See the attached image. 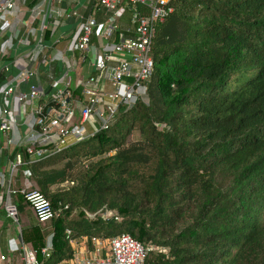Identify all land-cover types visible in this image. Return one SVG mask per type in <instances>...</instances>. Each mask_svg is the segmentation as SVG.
<instances>
[{
  "label": "trees",
  "instance_id": "obj_1",
  "mask_svg": "<svg viewBox=\"0 0 264 264\" xmlns=\"http://www.w3.org/2000/svg\"><path fill=\"white\" fill-rule=\"evenodd\" d=\"M171 7L155 25L146 98L45 159L29 161L22 148L4 153H22L30 189L59 212L39 223L22 183L13 187L23 241L43 264L69 261L83 237L122 233L158 247L144 264H264V0ZM97 10L100 23L106 13ZM134 10L149 14L142 4L126 6L112 41L133 37ZM53 95L40 100L42 115L56 107Z\"/></svg>",
  "mask_w": 264,
  "mask_h": 264
},
{
  "label": "built area",
  "instance_id": "obj_2",
  "mask_svg": "<svg viewBox=\"0 0 264 264\" xmlns=\"http://www.w3.org/2000/svg\"><path fill=\"white\" fill-rule=\"evenodd\" d=\"M57 1L38 0L29 8L28 0H0V159L11 148L24 149L29 161L45 159L86 139L87 123H96L93 134L107 129L122 105L132 107L147 96L146 83L153 72L155 25L172 13L173 0H95L105 10V23H98L94 17L79 18V34L66 51L57 49L65 38V33L59 32L61 22L54 7ZM137 4L144 5L149 14L134 10L133 37L120 43L112 41L126 6ZM24 8L28 10V21L19 18ZM52 18L55 21L51 22ZM48 32L51 45L46 40ZM77 54L79 58H90L96 74L72 84L71 65L56 77V65ZM42 67L44 72L40 71ZM42 75L46 86L40 80ZM108 85L112 87L110 91ZM71 87L81 91V99L74 98ZM47 90L54 91L56 107L42 115L39 104ZM5 161L7 169L0 171V207H4L16 232L8 239L7 253L0 250V264H43L22 239L12 201L16 194L13 187L22 183L20 192L39 223L58 218L59 212L42 193L30 189V171L23 169L26 162L22 153ZM67 234L71 232L67 230ZM85 238L87 247L75 250L63 264H144L151 252L159 250L154 245L142 246L127 233L112 238ZM51 251L49 237L41 251L43 259L49 258Z\"/></svg>",
  "mask_w": 264,
  "mask_h": 264
},
{
  "label": "crops",
  "instance_id": "obj_3",
  "mask_svg": "<svg viewBox=\"0 0 264 264\" xmlns=\"http://www.w3.org/2000/svg\"><path fill=\"white\" fill-rule=\"evenodd\" d=\"M54 7H55V11L58 12L57 19L61 22V28L59 32L65 33V38L62 42H60L57 49L61 51H66L69 50L75 38L79 34L78 31L79 18L98 17L97 4L95 0H58ZM27 11H28L27 8H24L19 14V18L24 21H28L29 15ZM8 20L13 21L12 18H8ZM53 21L55 20L52 18L51 22ZM99 21H101L100 24H103L105 23L106 18H103V20L101 19ZM48 44L51 45L52 42L50 41ZM79 56L80 55L77 54L74 59H72L73 57L71 56L70 58L66 59L65 62L63 63L64 69H67L69 68V66L73 65L74 72H72L71 75H73L74 79L72 84L75 83L77 84L84 78L96 74L93 66L90 63V58L88 57L79 58ZM58 66L60 67L62 66V64L56 65V69H55L56 77H59L60 74L59 68L57 71ZM64 69L62 70V72L64 71ZM40 71L44 72L45 71L44 67H42ZM111 89L112 87L108 85V90L110 91ZM86 126H87L86 127L87 133L92 134L94 132V127H96V123L94 122L87 123ZM7 166L8 165L5 159L3 158L0 159V171L3 170L5 171V169H7ZM4 220H6V222ZM10 223L12 222H10V220L7 219L6 216L4 218L0 215V250L4 253H7L8 251V245H7L8 239L13 237V234L16 232L15 226L13 225V227L11 228ZM85 247H87V241L86 238L83 237L81 239V242L76 245L75 250L84 249Z\"/></svg>",
  "mask_w": 264,
  "mask_h": 264
},
{
  "label": "rangeland",
  "instance_id": "obj_4",
  "mask_svg": "<svg viewBox=\"0 0 264 264\" xmlns=\"http://www.w3.org/2000/svg\"><path fill=\"white\" fill-rule=\"evenodd\" d=\"M73 75H71V82L73 83ZM87 127V126H86ZM93 134V133H92ZM92 134H89V133H87V135L88 136H90V135H92ZM139 136H138V134L137 133H134L131 137H130V139H133V140H135V139H137ZM4 218H5V216H3ZM5 222H6V220H4ZM10 227L12 228L13 227V223H10Z\"/></svg>",
  "mask_w": 264,
  "mask_h": 264
},
{
  "label": "water",
  "instance_id": "obj_5",
  "mask_svg": "<svg viewBox=\"0 0 264 264\" xmlns=\"http://www.w3.org/2000/svg\"><path fill=\"white\" fill-rule=\"evenodd\" d=\"M21 239V238H20Z\"/></svg>",
  "mask_w": 264,
  "mask_h": 264
}]
</instances>
